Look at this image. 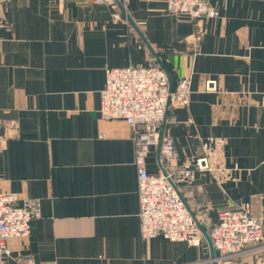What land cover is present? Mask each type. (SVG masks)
<instances>
[{
    "label": "crops",
    "instance_id": "1",
    "mask_svg": "<svg viewBox=\"0 0 264 264\" xmlns=\"http://www.w3.org/2000/svg\"><path fill=\"white\" fill-rule=\"evenodd\" d=\"M166 1L0 0V128L17 125L0 148V193L41 203L29 238L10 241L12 264L212 260L205 236L142 240L133 131L99 114L110 68L160 62L174 84L191 76L190 105L161 126L174 166L193 170L186 201L213 221L245 209L264 225V0H203L220 17L201 21ZM146 166L159 171V148ZM229 264H264V238Z\"/></svg>",
    "mask_w": 264,
    "mask_h": 264
},
{
    "label": "built area",
    "instance_id": "2",
    "mask_svg": "<svg viewBox=\"0 0 264 264\" xmlns=\"http://www.w3.org/2000/svg\"><path fill=\"white\" fill-rule=\"evenodd\" d=\"M128 0H95L112 9L126 11ZM167 12L188 16L195 21L217 19L220 12L203 0H167ZM199 39V38H196ZM192 79L180 77L175 84L160 62L148 67L110 68L101 91L99 114L103 120H122L133 131L137 192L139 198L140 234L143 241L163 238L171 242L200 245L206 230L215 252L209 262L229 264L247 247L258 246L264 238L261 219L248 210L233 209L218 213L216 221L188 205L182 185H189L193 170L176 168L180 159L176 141L161 131L167 112L186 108L191 103ZM15 123L0 128V148L10 137ZM152 148H159V171L152 173L146 159ZM199 170L209 169L207 159L196 161ZM41 218L39 200L15 193H0V264H12L10 241L27 240L32 222ZM20 264H25L18 260ZM26 264H35L32 259Z\"/></svg>",
    "mask_w": 264,
    "mask_h": 264
},
{
    "label": "water",
    "instance_id": "3",
    "mask_svg": "<svg viewBox=\"0 0 264 264\" xmlns=\"http://www.w3.org/2000/svg\"><path fill=\"white\" fill-rule=\"evenodd\" d=\"M204 230V236L207 238V240L210 242V245H211V247H212V250H213V255H212V258L213 257H215V254H214V248H213V246H212V243H211V241H210V239H209V236H208V234H207V232H206V230L205 229H203Z\"/></svg>",
    "mask_w": 264,
    "mask_h": 264
},
{
    "label": "trees",
    "instance_id": "4",
    "mask_svg": "<svg viewBox=\"0 0 264 264\" xmlns=\"http://www.w3.org/2000/svg\"><path fill=\"white\" fill-rule=\"evenodd\" d=\"M165 69H167L165 66H163ZM168 70V69H167ZM168 72H169V70H168ZM169 74H170V72H169ZM170 76H171V78H172V75L170 74ZM172 81H173V84H174V79L172 78Z\"/></svg>",
    "mask_w": 264,
    "mask_h": 264
}]
</instances>
